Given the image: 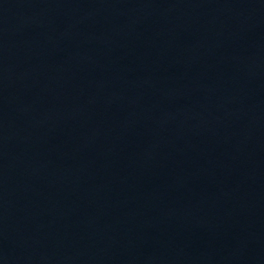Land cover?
Listing matches in <instances>:
<instances>
[{"label":"water","instance_id":"95a60500","mask_svg":"<svg viewBox=\"0 0 264 264\" xmlns=\"http://www.w3.org/2000/svg\"><path fill=\"white\" fill-rule=\"evenodd\" d=\"M0 264H264V0H0Z\"/></svg>","mask_w":264,"mask_h":264}]
</instances>
